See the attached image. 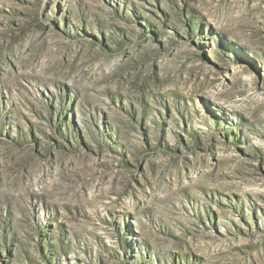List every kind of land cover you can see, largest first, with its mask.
I'll return each instance as SVG.
<instances>
[{"label": "rangeland", "instance_id": "obj_1", "mask_svg": "<svg viewBox=\"0 0 264 264\" xmlns=\"http://www.w3.org/2000/svg\"><path fill=\"white\" fill-rule=\"evenodd\" d=\"M0 264H264V0H0Z\"/></svg>", "mask_w": 264, "mask_h": 264}]
</instances>
